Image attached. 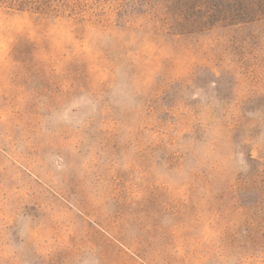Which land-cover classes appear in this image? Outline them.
<instances>
[{
	"label": "rangeland",
	"instance_id": "rangeland-1",
	"mask_svg": "<svg viewBox=\"0 0 264 264\" xmlns=\"http://www.w3.org/2000/svg\"><path fill=\"white\" fill-rule=\"evenodd\" d=\"M0 5V264H264V0Z\"/></svg>",
	"mask_w": 264,
	"mask_h": 264
},
{
	"label": "trees",
	"instance_id": "trees-1",
	"mask_svg": "<svg viewBox=\"0 0 264 264\" xmlns=\"http://www.w3.org/2000/svg\"><path fill=\"white\" fill-rule=\"evenodd\" d=\"M26 0H0V5H10L9 8L19 7V10L24 7Z\"/></svg>",
	"mask_w": 264,
	"mask_h": 264
}]
</instances>
